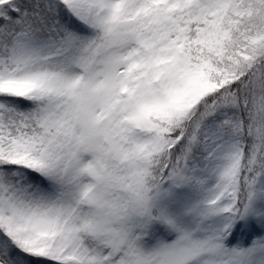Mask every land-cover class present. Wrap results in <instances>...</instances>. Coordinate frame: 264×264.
Wrapping results in <instances>:
<instances>
[{"label":"snow or ice","instance_id":"obj_1","mask_svg":"<svg viewBox=\"0 0 264 264\" xmlns=\"http://www.w3.org/2000/svg\"><path fill=\"white\" fill-rule=\"evenodd\" d=\"M0 264H264V0H0Z\"/></svg>","mask_w":264,"mask_h":264}]
</instances>
